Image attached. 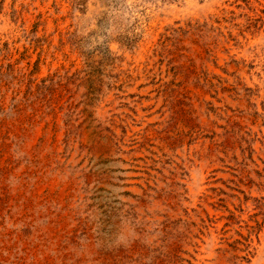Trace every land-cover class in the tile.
Returning <instances> with one entry per match:
<instances>
[{
    "label": "rangeland",
    "instance_id": "374dc122",
    "mask_svg": "<svg viewBox=\"0 0 264 264\" xmlns=\"http://www.w3.org/2000/svg\"><path fill=\"white\" fill-rule=\"evenodd\" d=\"M0 264H264V0H0Z\"/></svg>",
    "mask_w": 264,
    "mask_h": 264
}]
</instances>
